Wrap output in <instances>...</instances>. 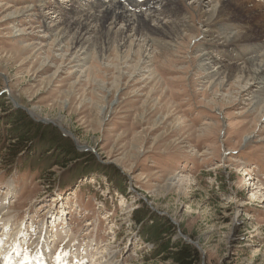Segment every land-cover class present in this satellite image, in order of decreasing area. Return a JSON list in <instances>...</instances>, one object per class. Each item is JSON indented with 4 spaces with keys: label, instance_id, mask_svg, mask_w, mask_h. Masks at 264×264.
<instances>
[{
    "label": "rangeland",
    "instance_id": "374dc122",
    "mask_svg": "<svg viewBox=\"0 0 264 264\" xmlns=\"http://www.w3.org/2000/svg\"><path fill=\"white\" fill-rule=\"evenodd\" d=\"M40 1L0 0V105L9 101L54 127L105 172L85 174L81 162L62 167L42 146L28 164H10L3 155L12 141L2 128L9 126L1 124L9 107L0 106L1 253L13 241L27 255L46 235L53 255L44 264H164L147 257L154 245L135 221L149 209L176 224L204 264H264V103L255 104V82L201 61L207 52L228 65L258 58L264 28L242 37L251 22L239 0H160L162 21L171 3L187 23L179 37L145 45L148 59L115 44L103 58L93 50L95 58L79 50L77 58L43 26L59 23L54 6L77 8L79 0ZM123 1L124 11L134 7L150 20L146 0ZM245 4L264 13V0ZM214 7L223 13L211 18ZM232 50L244 58L229 61ZM54 217H63L56 228Z\"/></svg>",
    "mask_w": 264,
    "mask_h": 264
},
{
    "label": "bare ground",
    "instance_id": "6f19581e",
    "mask_svg": "<svg viewBox=\"0 0 264 264\" xmlns=\"http://www.w3.org/2000/svg\"><path fill=\"white\" fill-rule=\"evenodd\" d=\"M42 1L44 2V0H41L40 2ZM86 1L87 0H79V2L77 3L80 4V7L77 8L73 4L71 8L65 6L62 7L60 5L54 6V11L52 12V14L57 13V17L60 18L59 23L54 27L47 24V20L44 21L45 25L43 27H45L44 31L47 32V35H49L50 37H54V43L56 44V46H67L68 51H72L71 55L75 52L77 55L79 50L83 51L84 55L89 54L88 57L92 58V56L95 55L92 53L97 51V54L99 53L98 56H102L103 58L106 50L111 49V47L115 44L118 50L123 54L131 52L133 55H135V60H146L148 59V57L144 56L142 53L145 45L148 44L151 46L152 43L163 45V38L179 37L182 33V28L179 25L180 22H184V24L187 23L184 20L185 16H183V14L178 11L176 6H172L171 3H168L164 6L165 8H163V10L164 12H166L167 16H165L166 21H162L160 19V15H162V13L159 12L160 6L157 5L158 2H161L160 0H146L145 2H142V4L146 7V9L143 10L149 11L150 14L148 15V18H150L151 21L155 22V24H152L150 20L145 19L141 13H139L138 15L137 13H134V7L128 6V8H130L124 11L123 0H94L92 2ZM202 1L204 2L205 0ZM59 3L60 2H58V4ZM107 3H113L114 6L109 7L107 6ZM237 3L239 4V10L245 12L248 23L251 22L249 23V26H245L246 33L242 35V37L245 35V38L251 36L249 35V33L251 31L250 29L253 26L264 28V13H257L256 11L259 5H256V8H249L245 4V0H239V2ZM43 5L39 4V7H42ZM222 9L225 10L224 4H222ZM222 9H217V7H214L212 15H210V17L213 18L214 16H216V12L219 11L220 13H223ZM138 11L142 12V10ZM135 14L138 16V18H134ZM168 14H172L175 17V22L170 21ZM156 21L160 22L156 23ZM252 23H255L256 25ZM242 33L244 32H239V34L237 33V37H239ZM150 41H152V43H150ZM87 44L88 46L86 47ZM92 50L94 52H92ZM126 55L124 56L126 57ZM209 55H211L210 52L204 53V55H202L203 57L201 61H217L218 64L216 66H219L217 74H227L229 78L238 77L240 81L243 82H255L257 91L259 93V95L254 96V100H256L255 104L264 103V78L260 76V74L264 72V54L251 61H242V63L240 64L232 62L229 65L224 64L222 62V58H220V60L213 59ZM78 56L79 55H77V58H79ZM127 56H130V54ZM224 56L229 61H234L237 58H244V53L232 50V52H229L227 54L225 53ZM93 57L95 58V56ZM78 61L80 62L82 60L79 59ZM254 89L255 88H251L250 92L256 91ZM263 112L264 106L262 109V113ZM263 114H260V118L264 116ZM219 167L220 166L216 167L215 169ZM174 179L176 178L173 177L170 180ZM4 205L5 203L2 206ZM3 210L4 208L0 206V211ZM62 221L63 217H54L51 223L52 226L56 228V226L59 223H62ZM55 233L57 232L55 231ZM46 238V235H41L40 237H38L37 240L39 241L36 245L40 244V248L35 249L34 247H30V249L27 250V255H24L23 252L19 251L20 244H18V242L13 244V241H11V243L7 247H4L3 253H1L2 250H0V264H33V260L36 262V264H44V260L53 255V251L51 249L52 247ZM33 241V236H30L29 243L31 244ZM14 253L15 255H13ZM73 257L74 255H71V261H73Z\"/></svg>",
    "mask_w": 264,
    "mask_h": 264
},
{
    "label": "trees",
    "instance_id": "16d2710c",
    "mask_svg": "<svg viewBox=\"0 0 264 264\" xmlns=\"http://www.w3.org/2000/svg\"><path fill=\"white\" fill-rule=\"evenodd\" d=\"M5 98L6 95L3 99ZM1 102L2 108L9 107L1 124L9 126L2 128L5 139L12 141V145L3 155L10 164L23 163L24 159L28 164L30 158L34 157V152L42 146L59 154L56 164L62 167L70 164L76 166V163L81 162L79 167L85 164V174L105 172L92 161V154H79L74 151L72 143L61 136L57 129L33 121L24 110L13 108L9 101ZM134 217L141 227L144 239L154 245V249L147 255L149 259L161 257L166 262L164 264H204L206 257L202 250L184 238L177 225L168 217L157 215L149 209L136 212Z\"/></svg>",
    "mask_w": 264,
    "mask_h": 264
},
{
    "label": "water",
    "instance_id": "95a60500",
    "mask_svg": "<svg viewBox=\"0 0 264 264\" xmlns=\"http://www.w3.org/2000/svg\"><path fill=\"white\" fill-rule=\"evenodd\" d=\"M44 121H47V120H44Z\"/></svg>",
    "mask_w": 264,
    "mask_h": 264
}]
</instances>
